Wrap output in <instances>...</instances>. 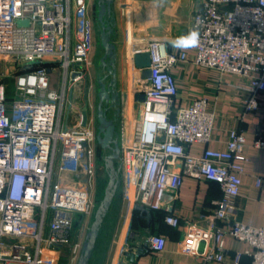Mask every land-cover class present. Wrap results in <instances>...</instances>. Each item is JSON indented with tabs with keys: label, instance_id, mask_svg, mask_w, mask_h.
Returning a JSON list of instances; mask_svg holds the SVG:
<instances>
[{
	"label": "built area",
	"instance_id": "1",
	"mask_svg": "<svg viewBox=\"0 0 264 264\" xmlns=\"http://www.w3.org/2000/svg\"><path fill=\"white\" fill-rule=\"evenodd\" d=\"M89 8L90 0H0V63L15 66L0 75V264H42L44 257L55 262L73 241L78 218L93 209L100 149L95 122L89 116L83 127L82 110L63 108L92 64ZM191 32L197 33L194 46L186 42L196 52L193 60L187 52L172 51L164 39H151L132 54L150 53L151 76L143 79L138 70L133 100L137 94L144 100L135 101L136 115L118 127L124 196L133 206L165 211V222L178 227L181 220L170 213L166 194L177 192L184 176L216 183L222 197L206 231L213 246L201 263L240 264L242 253L233 263L225 260V238L231 235L249 245L251 264H264V227L236 218L245 135L234 130L226 150L190 154L192 144L210 141L215 115L205 98L175 108L178 86L172 73L179 62L192 60L201 68L235 74L250 94L245 112L258 108V94H264V0H203ZM45 63L50 65H34ZM56 70L59 89L51 87L50 73ZM8 80L14 82L13 97ZM255 146L263 148L264 140ZM261 182L258 178L257 186ZM147 243L161 252L166 238L155 234ZM79 248L75 242L76 253Z\"/></svg>",
	"mask_w": 264,
	"mask_h": 264
},
{
	"label": "crops",
	"instance_id": "2",
	"mask_svg": "<svg viewBox=\"0 0 264 264\" xmlns=\"http://www.w3.org/2000/svg\"><path fill=\"white\" fill-rule=\"evenodd\" d=\"M202 1H115L118 91L122 96L119 126L122 121L137 113L138 106L134 100L132 110L130 108V98L135 91L134 84L130 85V80L126 84L122 75L120 76L125 70L129 79L133 82L136 79L138 69L133 63L134 50L145 47L151 39H164L172 51L187 52L193 60L195 50L187 43L180 47L177 43L181 37L190 33L193 17L202 6ZM192 60L179 62L172 68L178 86L175 108L185 109L195 100L205 98L207 110L215 115V123L210 141L192 144L189 153L200 155L205 149L224 151L231 132L242 131L246 145L241 153L244 173L241 175L240 194L235 200L236 218L249 226L264 227V147L255 146L257 140H264V94H258V108L245 112L250 94L241 87L245 83L243 78L217 69L198 67ZM83 83L74 88L76 93H68V99L73 97L77 102V98L80 100L83 97H79ZM258 178L262 179L260 186L256 184ZM221 197L222 190L218 184L184 176L178 191L168 192L165 197L167 204L171 206L170 213L181 220L178 227L165 222L163 210H147V213L141 214L136 210L139 207L129 203L118 233L111 239L113 252L102 253L96 248L93 264H202L200 257L213 246V242L206 237L209 216L215 212ZM80 219L82 218H78L77 223ZM155 234L166 238V246L161 252L149 249L147 240ZM72 239L79 241L77 238ZM249 249L247 243L231 235L226 236V261L233 263L235 256L242 253L240 264H251L252 258L246 254Z\"/></svg>",
	"mask_w": 264,
	"mask_h": 264
},
{
	"label": "water",
	"instance_id": "3",
	"mask_svg": "<svg viewBox=\"0 0 264 264\" xmlns=\"http://www.w3.org/2000/svg\"><path fill=\"white\" fill-rule=\"evenodd\" d=\"M115 1L95 0V19L96 24L101 30V47L103 50L102 56L97 61V67L101 72L97 78L98 89L95 129L97 143L103 151L108 173V183L103 191V197L93 213V220L87 231L78 264H92L93 254L100 232L113 205L116 194L123 183V163L118 133L122 96L118 91ZM18 23L27 25L28 21H19ZM133 63L135 68L141 71V77L143 79H148L151 76L149 69L151 66V57L148 51L135 53ZM143 100V94L135 95L136 102H142ZM82 115V126L86 127L89 117L87 107L82 109ZM117 162L119 165H116ZM177 172H179V169H177Z\"/></svg>",
	"mask_w": 264,
	"mask_h": 264
},
{
	"label": "rangeland",
	"instance_id": "4",
	"mask_svg": "<svg viewBox=\"0 0 264 264\" xmlns=\"http://www.w3.org/2000/svg\"><path fill=\"white\" fill-rule=\"evenodd\" d=\"M89 14L94 24V47L92 50V64L89 67L88 75L86 76L85 81L83 83V86L81 89L82 94L79 96V97H82L83 95V97L80 98V100L77 98V102L75 101L71 102V99L69 100L67 97L65 99L63 108H64V111L65 110L67 111V108H68V111L70 110L71 112V109H73L74 107L75 109L74 112H75L78 110H82L84 107H87L89 116L93 118L96 124L95 116H96L97 89H98L97 78L99 76V73L101 72L97 67V61L102 56L103 50L101 47V30L99 26L96 24V19H95L96 18L95 0H90ZM7 69H10L11 71H13L15 70V66H13L12 64L9 65L8 62L6 61L1 62L0 63V75L1 76L7 75ZM121 75L123 79L125 80L126 84H127V81L129 80L131 82L130 85L134 84L132 79L128 78L127 74L125 73V70H123V72L120 73V76ZM50 76H51V82H52L51 87L54 89H59V87L61 86L59 71L57 70L52 71L50 73ZM8 83H9V93L12 96V91L14 89V82L12 80H8ZM73 92L76 93V89L73 90ZM132 104H133V97L131 95V103H130L131 110H132ZM70 114L72 115V113ZM116 165H119V163L117 162ZM122 181H123V175H122ZM107 183H108V173H107L106 166H105L103 151L100 148L97 153L96 174L94 177V184L92 187L93 209L89 215L81 217L82 219L79 220V223H77L74 226V229L72 231V237L77 238L79 240L77 243L80 244V248L78 249L76 253L74 251L75 241H71L68 245H65L61 248V251L59 253L60 255L58 259L55 260V262L49 263V260H47V258L44 257L45 260H43L42 264H78L87 231L93 220V213L96 207L98 206V203L103 197V191L105 187L107 186ZM124 190H125L124 184L122 183V186L116 194L113 205L109 211V214L107 215L105 219L104 225L100 232V236L97 242L98 247L96 245V248H98L99 250L98 252H102V253L113 252L112 250L114 248V245L111 244L112 242L111 239H113V237H116L118 233V229L122 221V217L125 216V213L127 212L128 207H129L128 206L129 203L124 196ZM95 250H94V253H95ZM93 259H94V254H93ZM92 264H93V260H92Z\"/></svg>",
	"mask_w": 264,
	"mask_h": 264
},
{
	"label": "clouds",
	"instance_id": "5",
	"mask_svg": "<svg viewBox=\"0 0 264 264\" xmlns=\"http://www.w3.org/2000/svg\"><path fill=\"white\" fill-rule=\"evenodd\" d=\"M186 42L194 46L197 42V33L191 32L188 36L181 37L177 43V46L178 47L183 46Z\"/></svg>",
	"mask_w": 264,
	"mask_h": 264
},
{
	"label": "trees",
	"instance_id": "6",
	"mask_svg": "<svg viewBox=\"0 0 264 264\" xmlns=\"http://www.w3.org/2000/svg\"><path fill=\"white\" fill-rule=\"evenodd\" d=\"M35 66H39V65H45V66H49L50 64L45 63V64H34ZM10 94V93H9ZM10 97H13V91H12V96L10 95ZM137 211H139L141 214L147 213V210L142 209V208H137Z\"/></svg>",
	"mask_w": 264,
	"mask_h": 264
},
{
	"label": "bare ground",
	"instance_id": "7",
	"mask_svg": "<svg viewBox=\"0 0 264 264\" xmlns=\"http://www.w3.org/2000/svg\"><path fill=\"white\" fill-rule=\"evenodd\" d=\"M131 99V98H130Z\"/></svg>",
	"mask_w": 264,
	"mask_h": 264
}]
</instances>
